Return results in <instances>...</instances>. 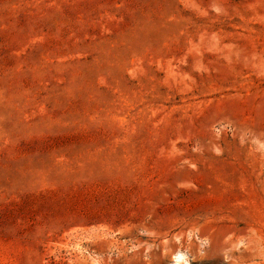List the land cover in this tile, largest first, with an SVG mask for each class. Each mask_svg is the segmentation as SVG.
I'll return each mask as SVG.
<instances>
[{
  "label": "rangeland",
  "instance_id": "1",
  "mask_svg": "<svg viewBox=\"0 0 264 264\" xmlns=\"http://www.w3.org/2000/svg\"><path fill=\"white\" fill-rule=\"evenodd\" d=\"M0 264H264V0H0Z\"/></svg>",
  "mask_w": 264,
  "mask_h": 264
},
{
  "label": "bare ground",
  "instance_id": "2",
  "mask_svg": "<svg viewBox=\"0 0 264 264\" xmlns=\"http://www.w3.org/2000/svg\"><path fill=\"white\" fill-rule=\"evenodd\" d=\"M182 257H183V256H182ZM176 260H178V259H176ZM176 260H175V261H176ZM179 260H180V259H179ZM176 262H177V261H176Z\"/></svg>",
  "mask_w": 264,
  "mask_h": 264
}]
</instances>
